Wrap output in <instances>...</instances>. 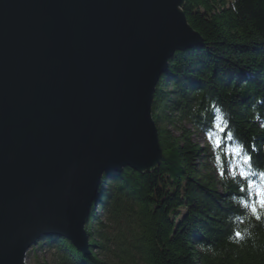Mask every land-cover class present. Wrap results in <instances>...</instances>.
<instances>
[{
    "label": "water",
    "instance_id": "obj_1",
    "mask_svg": "<svg viewBox=\"0 0 264 264\" xmlns=\"http://www.w3.org/2000/svg\"><path fill=\"white\" fill-rule=\"evenodd\" d=\"M184 0H0V264L42 236L82 254L108 170L155 169L156 86L203 43Z\"/></svg>",
    "mask_w": 264,
    "mask_h": 264
},
{
    "label": "trees",
    "instance_id": "obj_2",
    "mask_svg": "<svg viewBox=\"0 0 264 264\" xmlns=\"http://www.w3.org/2000/svg\"><path fill=\"white\" fill-rule=\"evenodd\" d=\"M182 9L203 43L176 51L156 86L159 165L106 171L86 224L89 253L42 236L31 264H264V209L258 219L244 205L256 197L239 175L259 187L264 172V0H184Z\"/></svg>",
    "mask_w": 264,
    "mask_h": 264
},
{
    "label": "snow or ice",
    "instance_id": "obj_3",
    "mask_svg": "<svg viewBox=\"0 0 264 264\" xmlns=\"http://www.w3.org/2000/svg\"><path fill=\"white\" fill-rule=\"evenodd\" d=\"M221 116L219 115V110H217V115L215 117V120L217 121V123L215 124V127L217 128L218 131L223 132L225 131V129L223 127H221V124L219 123L221 121ZM211 135V134H210ZM229 139H231V135L228 136ZM219 144V140H217V145ZM230 151L234 154V155H240L242 152L241 147L236 146L230 149ZM249 157L244 155L242 158V162L244 164H247L249 162ZM223 174V173H222ZM235 174V173H233ZM239 175L240 177L244 178L246 180V188L242 189L241 191H248V194H255L256 199L252 202H249L247 200L243 201L244 205L248 208H250L251 212L254 215H257V218H261L258 212V208L257 205H259V207L261 209H264V172L260 173L259 176L261 178V184L259 187H257V185L255 184V182L249 178V174L243 170L240 169L239 171ZM237 238H240L241 234L240 233H236L235 234Z\"/></svg>",
    "mask_w": 264,
    "mask_h": 264
},
{
    "label": "rangeland",
    "instance_id": "obj_4",
    "mask_svg": "<svg viewBox=\"0 0 264 264\" xmlns=\"http://www.w3.org/2000/svg\"><path fill=\"white\" fill-rule=\"evenodd\" d=\"M183 50H184V49H183ZM195 139H196L198 142H200L201 144H204V143H205V140H206V137H205V135H203L202 133H200V134L197 133V135H195ZM44 254L49 255V252L46 251ZM26 263H27V264H31L30 261H29V259H27V258H26Z\"/></svg>",
    "mask_w": 264,
    "mask_h": 264
},
{
    "label": "bare ground",
    "instance_id": "obj_5",
    "mask_svg": "<svg viewBox=\"0 0 264 264\" xmlns=\"http://www.w3.org/2000/svg\"><path fill=\"white\" fill-rule=\"evenodd\" d=\"M179 51V50H178ZM98 204V203H97ZM99 206V205H98Z\"/></svg>",
    "mask_w": 264,
    "mask_h": 264
}]
</instances>
